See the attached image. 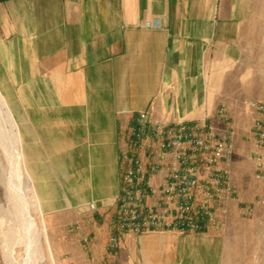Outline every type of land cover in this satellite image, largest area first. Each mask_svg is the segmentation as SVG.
Listing matches in <instances>:
<instances>
[{
    "label": "crops",
    "instance_id": "crops-1",
    "mask_svg": "<svg viewBox=\"0 0 264 264\" xmlns=\"http://www.w3.org/2000/svg\"><path fill=\"white\" fill-rule=\"evenodd\" d=\"M242 65L264 70V0H0V96L49 226L82 236L98 221L109 239L139 115L223 134L210 84ZM138 153L141 180L162 188L174 155ZM219 167L238 199L219 210L218 227L125 234L117 264H264V231L260 250L256 234L245 253L228 252L224 229L241 192L234 158Z\"/></svg>",
    "mask_w": 264,
    "mask_h": 264
},
{
    "label": "built area",
    "instance_id": "built-area-1",
    "mask_svg": "<svg viewBox=\"0 0 264 264\" xmlns=\"http://www.w3.org/2000/svg\"><path fill=\"white\" fill-rule=\"evenodd\" d=\"M245 109L253 117L255 147L262 150L264 101H246ZM218 117L224 123L223 134L216 127L186 123L167 125L151 122L148 112L139 115L129 150L123 158L117 210L108 239L110 252L118 251L125 234L202 233L220 225L219 210L227 202L238 199V191L229 171L219 167L222 161L231 160L235 154V134L234 130H229L230 126L227 128L230 123L227 122L225 108L218 111ZM148 138L152 141L144 145ZM140 149L149 156L159 152L174 155L176 164L168 170L162 188L141 180L143 162L138 153ZM258 161L261 160L258 158ZM159 169L158 164L152 166L153 171ZM156 196L158 203L155 208L147 206L149 197Z\"/></svg>",
    "mask_w": 264,
    "mask_h": 264
},
{
    "label": "rangeland",
    "instance_id": "rangeland-1",
    "mask_svg": "<svg viewBox=\"0 0 264 264\" xmlns=\"http://www.w3.org/2000/svg\"><path fill=\"white\" fill-rule=\"evenodd\" d=\"M247 76H253V83L246 82ZM262 81H264V70L261 68L247 69L242 65L229 72L223 78L221 86L213 82L210 84V90L216 97V119L222 122L218 117V111L225 108L227 110V122L230 123L227 128L230 126V131H239L233 138L235 146L233 158L236 168L234 182L241 192V199L235 206V212L227 225V229H224L227 234L229 253H245L248 239H253V235L256 236V234L260 237L259 240L254 238V242H258L259 250L261 248V234L264 231L261 225V222H264V179H262L264 176V149L258 150L255 147L252 135L253 117L245 109V102L249 100L264 101V83ZM13 119L20 136V152L22 151L24 154L19 126L14 117ZM258 158L261 160L260 162ZM23 160L24 169L28 173L25 156H23ZM23 176L22 183L25 185L28 180ZM29 181L32 190H28L27 193L28 197L35 195V199L30 202V205L32 217L41 234L42 250L46 258L45 264H117V251H109L108 237L103 231L101 222L93 221L91 224L88 222L82 236H76L72 226L67 225L66 228L63 227L58 230L51 228L39 210L38 198L30 175ZM9 196L7 187L0 180V226L2 225L4 230L10 227L12 221L11 196ZM61 237L63 239H60ZM256 249L254 246V251ZM227 263L231 264V261L228 260ZM0 264H8L1 229Z\"/></svg>",
    "mask_w": 264,
    "mask_h": 264
},
{
    "label": "bare ground",
    "instance_id": "bare-ground-1",
    "mask_svg": "<svg viewBox=\"0 0 264 264\" xmlns=\"http://www.w3.org/2000/svg\"><path fill=\"white\" fill-rule=\"evenodd\" d=\"M22 175L28 180L25 185L22 183ZM0 180L7 187L11 196L12 221L10 227L4 230L3 226H0L7 263L45 264L46 258L42 250L41 234L32 217L30 205V202L35 199V195L28 197L27 191H31L32 186L24 169L16 123L1 96Z\"/></svg>",
    "mask_w": 264,
    "mask_h": 264
}]
</instances>
